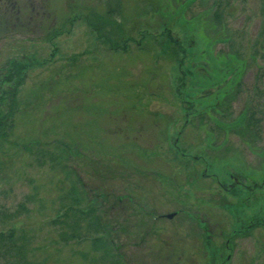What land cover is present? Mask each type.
<instances>
[{
	"label": "rangeland",
	"instance_id": "1",
	"mask_svg": "<svg viewBox=\"0 0 264 264\" xmlns=\"http://www.w3.org/2000/svg\"><path fill=\"white\" fill-rule=\"evenodd\" d=\"M0 113V264H264V0H0Z\"/></svg>",
	"mask_w": 264,
	"mask_h": 264
},
{
	"label": "trees",
	"instance_id": "2",
	"mask_svg": "<svg viewBox=\"0 0 264 264\" xmlns=\"http://www.w3.org/2000/svg\"><path fill=\"white\" fill-rule=\"evenodd\" d=\"M218 12H216L215 16L213 17H218L217 15ZM20 71H22V69H19L18 71H12L10 72L9 74V77L7 79H11V77L14 75V74H18ZM9 110L8 112L11 113V105H9ZM8 115L7 114H1L0 113V124L3 123V125H5V123L3 122L4 120H6L5 118H7ZM3 120V121H1ZM96 222L97 225H100L101 222H99L96 218H94V220ZM91 222V224L94 226V222ZM96 228V226H94V229ZM18 231V229H16V226L15 227H8L6 229H4V231H1L0 230V246L1 245H6V248H5V251L4 250H0L2 252H0L1 254V258H4L5 256V253H8V252H12V255L15 254V256H18L17 254L21 253V248L24 246V242H22L20 240L18 234H16V232ZM99 239V238H97ZM1 249V247H0Z\"/></svg>",
	"mask_w": 264,
	"mask_h": 264
},
{
	"label": "flooded vegetation",
	"instance_id": "3",
	"mask_svg": "<svg viewBox=\"0 0 264 264\" xmlns=\"http://www.w3.org/2000/svg\"><path fill=\"white\" fill-rule=\"evenodd\" d=\"M234 180V182H237L238 181V179H236V177L233 179ZM255 185V184H254ZM253 185V186H254ZM234 185H232V187H233ZM258 186H260V184H258V185H255V187L256 188H254V189H258L257 187ZM253 223V222H252ZM251 225V222L247 225V226H245L246 228H248V232H249V226ZM245 227H240L238 230V234H236V235H241V233H244L245 234V232H246V230H245ZM250 233V232H249ZM235 235V234H234ZM226 244H227V246H228V241L226 240ZM220 252V251H219ZM221 256L223 255L222 253L220 254ZM227 257V256H226ZM227 259H229V256H228V258ZM226 262V259H225V261L224 260H220V263H225Z\"/></svg>",
	"mask_w": 264,
	"mask_h": 264
},
{
	"label": "water",
	"instance_id": "4",
	"mask_svg": "<svg viewBox=\"0 0 264 264\" xmlns=\"http://www.w3.org/2000/svg\"><path fill=\"white\" fill-rule=\"evenodd\" d=\"M174 214H175V212L174 213H169V214L166 215V217L172 218L174 216Z\"/></svg>",
	"mask_w": 264,
	"mask_h": 264
}]
</instances>
